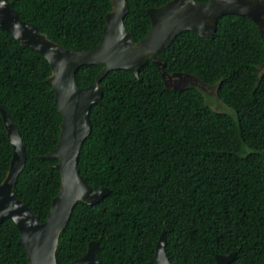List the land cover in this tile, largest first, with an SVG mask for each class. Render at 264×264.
<instances>
[{
	"label": "trees",
	"instance_id": "obj_1",
	"mask_svg": "<svg viewBox=\"0 0 264 264\" xmlns=\"http://www.w3.org/2000/svg\"><path fill=\"white\" fill-rule=\"evenodd\" d=\"M22 20L66 49L89 51L102 40L111 0H8ZM171 0H128L124 23L136 43L152 26L147 13ZM206 3L209 0H196ZM168 73H189L219 86L216 97L189 88L166 89L149 59L139 77L111 71L100 81L103 104L91 108L93 130L78 169L93 189L111 190L100 203L74 207L61 234L58 264L83 257L91 241L103 264H155L167 229L173 264H264V43L254 23L226 15L214 36L181 33L159 54ZM104 65L81 67L79 87L93 85ZM49 62L0 29V103L22 135L27 164L15 188L45 222L61 189L58 145L63 121L55 104ZM0 113V184L13 147ZM16 224L0 226V264H31Z\"/></svg>",
	"mask_w": 264,
	"mask_h": 264
},
{
	"label": "water",
	"instance_id": "obj_2",
	"mask_svg": "<svg viewBox=\"0 0 264 264\" xmlns=\"http://www.w3.org/2000/svg\"><path fill=\"white\" fill-rule=\"evenodd\" d=\"M111 2L112 11L106 15L100 43L92 50L76 51L50 40L38 27L22 20L11 1L0 0V29L49 62L52 74L48 81L53 86L55 104L63 118L58 145L43 156L45 159L58 160L54 168L60 172L61 189L52 201L47 220L42 222L15 193L17 180L27 164V151L18 126L0 103L6 135L14 150L7 176L0 184V226L5 219L16 224L21 234L19 244L25 249L31 264H58L60 237L70 222L76 204L82 202L92 206L111 193L108 188H91L78 169L80 149L93 130L91 108L103 104L100 81L108 73L127 70L139 77L141 69L150 59L159 69L167 90L181 92L197 88L215 96L219 105L218 85L211 86L194 74L168 73L165 70L166 62L159 54L186 31H192L203 39L214 36L219 19L226 15L250 19L258 28L264 43V0H209L206 3L171 0L163 6L147 10L152 26L148 35L138 43L124 23L130 10L128 0ZM90 65L104 67L93 85L81 88L76 82V73L81 67ZM259 72L260 83L264 64L259 67ZM166 248L165 228L157 243L155 264H173ZM99 249V243L91 241L87 253L70 264H103L98 255ZM236 257L235 252L217 255L216 262L230 264Z\"/></svg>",
	"mask_w": 264,
	"mask_h": 264
},
{
	"label": "rangeland",
	"instance_id": "obj_3",
	"mask_svg": "<svg viewBox=\"0 0 264 264\" xmlns=\"http://www.w3.org/2000/svg\"><path fill=\"white\" fill-rule=\"evenodd\" d=\"M217 104H218V102L214 105V108H216V109H218L220 107L221 103H219V105H217Z\"/></svg>",
	"mask_w": 264,
	"mask_h": 264
}]
</instances>
